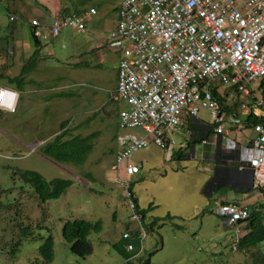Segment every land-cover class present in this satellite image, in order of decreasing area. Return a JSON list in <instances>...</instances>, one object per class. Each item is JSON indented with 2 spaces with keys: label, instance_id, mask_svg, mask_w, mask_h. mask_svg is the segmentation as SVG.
<instances>
[{
  "label": "rangeland",
  "instance_id": "1",
  "mask_svg": "<svg viewBox=\"0 0 264 264\" xmlns=\"http://www.w3.org/2000/svg\"><path fill=\"white\" fill-rule=\"evenodd\" d=\"M121 2L60 0L62 15L91 7L98 13L89 18L86 32L67 29L36 46L30 23L40 16L32 8L43 11L44 5L37 0H0V76L6 75L0 85L18 89L20 95L16 113L0 110V264H264V241L233 250V228L214 210L220 194L229 197L234 191L225 186L208 195L214 177L212 147L193 141L187 127L175 136L171 160L155 144L131 157L143 166L133 188L146 211V223L154 226L130 263L120 251L131 210L112 165L122 132L119 115L129 105L113 100L120 54L106 40ZM11 16L17 19L11 21ZM47 19L41 21L48 25ZM44 33L48 35V29ZM37 49L35 68L25 75L29 79L21 87L10 84L6 78L19 76ZM240 99L235 95L227 101L234 105ZM197 118L213 120L207 109ZM64 122L63 131L70 132L66 138L96 133L83 164L61 163L43 151V145L62 132ZM188 144L196 146L195 157H189ZM181 146L185 155L179 157ZM25 171H36L47 180L71 179L73 185L58 199L42 203L23 179ZM74 219L102 222V230L89 236L94 250L86 257L73 253L62 234L64 223ZM50 235L54 256L45 263L39 248Z\"/></svg>",
  "mask_w": 264,
  "mask_h": 264
},
{
  "label": "built area",
  "instance_id": "2",
  "mask_svg": "<svg viewBox=\"0 0 264 264\" xmlns=\"http://www.w3.org/2000/svg\"><path fill=\"white\" fill-rule=\"evenodd\" d=\"M96 14L94 7L81 14L56 12L48 25L39 18L30 24L34 36L44 42L67 29L86 32L88 16ZM106 41L120 54L113 100L129 105L119 115L122 132L112 165L131 210L122 235L126 250L135 249L134 237L142 250L148 235L133 188L142 164L131 157L155 144L166 150L170 160L169 133L186 117L196 118L201 109L210 111L215 134H227L224 149L236 151L231 161L239 170L251 169L254 187L264 191V0H122ZM220 87L233 92L224 95ZM235 95L241 97L238 108L228 113L227 99ZM18 100L16 90L0 86V110L16 112ZM254 110L262 112L258 116L263 121L247 125L239 113ZM245 130L254 134L246 144L230 134ZM214 212L233 228V250H237L251 231V209L231 202L219 204Z\"/></svg>",
  "mask_w": 264,
  "mask_h": 264
},
{
  "label": "trees",
  "instance_id": "3",
  "mask_svg": "<svg viewBox=\"0 0 264 264\" xmlns=\"http://www.w3.org/2000/svg\"><path fill=\"white\" fill-rule=\"evenodd\" d=\"M16 2V0H13ZM86 10L77 9L75 13L81 14ZM33 37L36 43V46L40 45V40H38L33 33ZM38 45V46H39ZM39 50H35L32 57L29 58V63L25 65L19 76L9 78L10 84L17 83L18 86H23L26 82L25 75L32 71L35 66L33 64L36 60V56H38ZM6 76V75H5ZM3 74L0 78L5 77ZM220 96V95H219ZM221 102H225V98L220 96ZM239 103L234 105H226L225 109L228 113L236 111ZM240 115V113H239ZM241 116V115H240ZM243 121L247 125H252L254 123L263 121V119L256 115L254 112H249L246 116H241ZM66 123L62 124V132L57 134L55 138L46 142L43 146V151L46 155L53 158L56 161L61 163H75V164H83L87 158V155L93 149L92 139L95 137L96 133L90 134L88 136H69L66 138L70 132L63 131ZM181 153V150L179 151ZM22 177L25 182L29 183L35 190L39 200L42 203H46L51 199H58L68 188L73 185V181L71 179L64 178H54L52 180H47L36 171H25L22 172ZM138 203V201H137ZM140 213L142 215L143 220L146 218V211L142 210L138 205ZM166 218H172V216H167ZM154 224H146L148 232L153 229ZM249 227L251 231L247 236H245L238 246L241 248L245 247H256L258 244L264 241V208L252 209L251 215L249 218ZM102 230V222L96 221L92 222L85 219H74L68 220L64 223L62 228V234L66 241L71 244V250L73 253L80 257H86L93 253V244L89 240V236L92 232H100ZM122 247L120 251L126 258L127 262L130 263L131 259L138 254L141 250V243L138 238L134 237L132 242L135 245V249L132 251H128L125 248L127 240L122 239ZM54 246L55 241L52 235L48 236L44 243L39 248V253L43 257L44 262H51L54 256ZM149 262H144L142 264H148Z\"/></svg>",
  "mask_w": 264,
  "mask_h": 264
},
{
  "label": "crops",
  "instance_id": "4",
  "mask_svg": "<svg viewBox=\"0 0 264 264\" xmlns=\"http://www.w3.org/2000/svg\"><path fill=\"white\" fill-rule=\"evenodd\" d=\"M37 1L41 2V4H43L45 8H43V11L39 10V8H32L33 12L39 14L40 16L34 18H39L41 20V18L43 19L47 17L48 19L46 22L49 23L52 15L56 12H59L58 8H60L59 7L60 0H37ZM91 16H88L87 22ZM115 25H116V20L114 21L113 27ZM28 79H26V81ZM0 86H5V85L1 84ZM247 112L249 111H242L240 112V115L244 117L246 116ZM254 112L256 115L262 114L260 110H254ZM197 117L196 118L186 117L184 119V123L182 126L169 133L171 147H174L177 143L175 136L180 134L185 127L191 130L192 133L191 136L193 141H196L198 139L200 140L206 139L208 143L204 145H208L212 147L211 151L213 156H210V158L214 159V177L207 185L208 193H209L208 195H215L216 191H219L222 187L225 186L229 187L234 191V193L229 197L226 194L224 195L220 194L218 197L217 206L222 203L235 202L248 206L251 210L264 208V191L254 187L252 170L249 168H246L244 170H239L238 166L231 161L236 157V151H226L224 149V140L227 134L218 136L217 134H215L211 123H207ZM226 128L229 129L230 126L226 125ZM231 132L232 131H230V134H232V136H234V138H236V140L240 144H246L247 142L251 141L254 138V134L250 130H245L240 133H233V132L231 133ZM196 136L198 137L196 138ZM180 149L182 151V146L180 147ZM190 149L192 150V152L189 157H195L196 146L188 144L186 146V151L189 152ZM174 155L175 153L172 154L171 159L174 157ZM183 155H185L184 152H182L181 154L179 153V157ZM145 221L147 222L146 218Z\"/></svg>",
  "mask_w": 264,
  "mask_h": 264
},
{
  "label": "clouds",
  "instance_id": "5",
  "mask_svg": "<svg viewBox=\"0 0 264 264\" xmlns=\"http://www.w3.org/2000/svg\"><path fill=\"white\" fill-rule=\"evenodd\" d=\"M17 19V18H16ZM12 21V20H11ZM15 21V20H14ZM4 87H8V86H4ZM10 89H14V88H11V87H8ZM15 90V89H14ZM18 92V90H16ZM19 93V92H18ZM15 113V112H14ZM241 117V116H240ZM132 260V259H131Z\"/></svg>",
  "mask_w": 264,
  "mask_h": 264
}]
</instances>
